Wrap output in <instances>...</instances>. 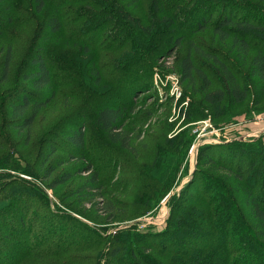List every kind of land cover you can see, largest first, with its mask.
<instances>
[{
    "label": "rangeland",
    "instance_id": "1",
    "mask_svg": "<svg viewBox=\"0 0 264 264\" xmlns=\"http://www.w3.org/2000/svg\"><path fill=\"white\" fill-rule=\"evenodd\" d=\"M114 1L120 4L116 6L122 8L126 16L130 14L139 19L142 26L148 27L152 24L149 20L153 17L150 9L154 6L152 3L158 0H138V3L133 5H130L132 0ZM247 1L264 8V2ZM109 8L112 9V6ZM54 9V4H49L38 14L34 9V0H7L0 5V227L4 220L9 223L4 231L9 235L13 234V240L2 241L0 237V247H6L3 243L10 245L7 253L11 254L13 248L20 247L14 238L26 237L35 232L37 235L43 234L47 240L46 236L51 228L48 225L45 227H48L47 231H39L32 225L27 226L25 230L13 229L19 226V213L22 214L27 208L29 216L36 214L34 218L37 222L48 219L46 221L54 227V235L48 238L50 241L61 238L67 244H73L75 239L86 242L85 239L88 240L90 235L81 230L82 225H86L103 236L108 245L116 237L121 236V239L126 240L125 250L123 253L119 252L118 260H124V256L132 255L135 251L141 257L134 258L136 264H143L142 260L145 262L146 259L157 260L160 264H173L168 254L173 250L187 252L209 248L208 245L216 241L214 232L205 230L207 224H202L199 218L196 221L205 230L199 239L195 240L184 231L179 238L180 241L184 240L181 244L176 243L177 240L173 241L171 236L168 238L172 232L181 231L176 226V219L178 216L182 217L181 209L186 207L183 201L186 195L182 196L183 191L189 189L194 205L205 210V205L201 204L203 202H198V199L204 198L205 192L208 191L207 196L214 198L216 203L218 200V191L216 193L215 189L209 188L213 181L226 185L232 194L237 193L239 198L236 199V212L246 220L247 230L252 229L253 236L261 231L262 227L255 223L244 203V189L248 188V182L240 181L235 174L223 167L225 165L215 162L208 164L212 158L208 162L203 158L201 163H198L199 153L208 147L222 144L221 149L228 150L240 147V144L249 147L252 144L264 143V132L257 131L264 127V84L258 78L250 76V61L256 51H251L245 64L241 61V55L236 59L240 73L238 77L242 74L240 80H246L241 83L242 87H247L246 98L236 102L231 95H226L218 105L205 102L200 78L193 84L188 81L181 82L179 65L191 40H195L204 50H218L231 59L235 58V51L229 53L230 41L223 44L212 30L208 29L184 39L178 49L171 51L172 45H168L167 48L171 52L166 51L158 60H155V57L149 58L143 64L148 71L131 81L142 82V77H149L150 86L145 84V91L139 93L132 106L135 108L134 112L126 110L127 120L124 122V128L134 130V139L130 142L132 149L126 150L109 142L103 131L93 125V113L98 107L107 104L110 96V100L114 101L112 96L120 91L115 101L124 103L135 100L131 99V92H134L135 88L137 91L138 87L131 85L130 79L124 80L120 71L113 72L105 68L121 58L126 49L123 50L124 53H116L110 52L104 46L105 50L95 61L90 55H83L82 45L65 44V38L56 42L45 26V20ZM242 13L246 14L247 11L242 10ZM120 16L124 15L114 14V20ZM196 19L197 17H194L191 22ZM188 29L187 25L182 31ZM69 32L70 28L65 27L63 37ZM46 37L50 38L47 42L51 45L48 53L55 72L58 74L60 67L59 76L71 79L72 84L56 85V98L40 111L29 136L27 131L15 128V119L11 117L8 104L29 88L28 83L23 81V76L30 69L31 55ZM93 41H96V36H89L88 43ZM10 47L13 53L11 70L9 78L3 81V63ZM153 54L158 56L156 52ZM196 62L210 63L201 57L196 59ZM101 67L104 69L101 70ZM100 72L104 79L100 85H94L95 76ZM210 76L214 84L209 91L220 88L221 79ZM109 77L113 82L111 87ZM62 81L59 79V82ZM50 91L51 89H45L41 92ZM83 123L86 124V149L80 153L65 139L70 132L77 129V125L83 126ZM232 142L234 145L230 146ZM193 149L195 155L192 153ZM217 150L219 149H210L208 155L212 154L217 159L216 156L223 153ZM224 156L229 157L227 153H224ZM230 157L232 158L231 155ZM243 161L248 164L250 160L245 157ZM231 162L226 160L224 164L232 165ZM90 166L94 170L88 171ZM94 173L98 174L102 191L88 188L89 178ZM65 175L72 177L59 184L58 181ZM246 176L251 180L250 175ZM253 182H259L258 186L261 181L254 177ZM57 183L55 189L50 187ZM256 188L250 189L257 195L259 190ZM99 193L101 195H98ZM53 215L57 216L56 219L52 218ZM229 219V225L233 228L236 219L232 215ZM109 230H114L111 235L108 234ZM140 235L160 240L147 238L144 240L145 245H160L164 250H168H145L146 248L137 241ZM239 239V236L230 235L221 249V254L227 255L228 264H234L233 260L240 257L239 253H234L238 250L236 243ZM256 240L264 242V238ZM242 242L249 244L246 239ZM108 245L106 250L81 253L85 259L76 257L71 260L70 255H52L39 260L30 256L21 264L27 261V264L122 263L118 260L114 262L113 249L111 247L109 250ZM247 249H241L243 256L238 259L237 264H263L262 259L256 261V253H249ZM212 252L211 250L207 257L205 251L207 263L209 258L213 260L211 264H222L220 257L215 258Z\"/></svg>",
    "mask_w": 264,
    "mask_h": 264
},
{
    "label": "trees",
    "instance_id": "2",
    "mask_svg": "<svg viewBox=\"0 0 264 264\" xmlns=\"http://www.w3.org/2000/svg\"><path fill=\"white\" fill-rule=\"evenodd\" d=\"M5 1L7 0H0V5L5 3ZM259 1L264 2V0ZM137 3L138 0H132L130 5ZM49 4H54L55 9L45 20V26L48 29V33L54 36L52 38L56 42L59 41L60 38H65V44L71 43L74 46L82 45L83 49L81 51H83V55H90L95 61L102 55L105 50L104 46L109 49L110 52L116 53L126 49L125 54H123L121 58H119V55L118 60H114L113 64H109V66L105 67L113 72L120 71L122 73L120 76L124 80L130 79L131 82L134 80V77L139 78L142 73H146L148 68L143 64L151 57H155V60H158L163 53L170 51L167 48L168 45H172L171 51H173V49L181 47L184 39H188L197 32H204L209 29L212 30L213 34L217 36L223 44L230 41L231 49L229 53L231 54V52L235 51L237 55L235 58L231 59L218 50H204L201 45L196 44L195 40H191L189 42L188 51L179 65L181 82L188 81L193 84L196 82L197 78H200L202 81L201 88L204 93V100L209 105L220 104L226 95H231L236 102H241L247 96V87L241 86V83L246 82V80H240L242 74L238 77L240 73L237 70L238 64L236 59L241 55L243 59L241 61L245 64V60L249 57L251 51L255 50L256 52L250 61V76L258 78L264 84V8H260L251 1L158 0L156 3H152L154 6L150 9V13L153 17L149 18L152 24H149L148 27L142 26L139 19L134 18V16L130 14L126 16V14L122 12V8L116 6L120 4L114 0H34V9L38 14H41ZM126 5L128 6L129 4L127 3ZM109 6H112V9L109 8ZM201 10L202 12H200ZM242 10L247 11V13L243 14ZM114 14L124 16H120L117 20H114ZM194 17H197V19L191 22ZM187 25L189 29L183 32V28ZM0 26H2L1 23ZM65 27H69L70 32L66 37H63L62 33ZM105 29L109 30L103 32ZM92 35L96 36V41L88 43V37ZM49 39V37L43 38L42 42L31 55L30 69L25 72L23 76V81L28 83L29 88L23 90L18 98L13 99V101L8 104L9 108H11V117L15 119L13 120L15 128L19 131H27L29 136L35 119L40 111L56 98V85L70 86L72 84L71 79L66 76H59L60 67H58V74L55 72L48 53V49L51 47V45L47 43ZM153 52H156L158 56H154ZM193 53H195V55ZM200 57L210 61V63L198 64L196 59H200ZM12 60L13 53L10 47L3 63V81L9 78ZM100 69L103 70L104 67ZM96 75L94 85H100L104 78L101 76V72ZM210 75L221 79L219 82L220 88L209 91V88L214 84L213 78H211ZM148 78L149 77H142V82L138 80L131 82V85L134 84V86L138 87L137 91L135 88V91L131 92V99L134 98L135 100L131 102L128 100L124 103L115 101L120 93L119 91L115 96H112L114 101L110 100V96L107 100V104L98 107L95 113H93V125L103 131L109 142L118 144L126 150L132 149L130 142L134 139L132 138L134 130H126V128H124V122L127 120L125 118V113L126 110L129 109L134 112L135 108H132V106L133 103L137 101L136 98L145 91V84H147L148 87L150 86ZM59 79L63 81L59 82ZM109 84L110 87L113 84L110 77ZM115 84L117 87L119 86L116 82ZM45 89H51V91L49 93L41 92ZM85 128V123H83V126L82 124L77 125V129L70 132L65 139L71 147L79 150L80 153L84 152L86 149ZM124 130L127 132H123ZM233 145L234 142L230 144V146ZM240 145V147H232L228 150L221 149L223 147L222 144L213 146V148L208 147L199 153L200 160L198 163H201L203 158H205L207 162L212 158L208 164H214L215 162L220 165H225L223 167H226L230 172L235 174L240 181L246 180L248 182V188L244 189V203H246L250 214L254 217L255 223L262 227V230L254 234V236L251 233L252 229L251 231L250 229L249 231L247 230L246 220L236 212L238 209L236 199L239 198L237 197V193L233 192L232 194L229 192L227 189L228 187L226 185L224 186L221 182L213 181L209 187L210 189H215L216 193L218 191L217 203L213 201L214 198H209L207 196L209 193L208 191L205 192L204 198L198 199V202H203L201 204L205 205V210L202 209L203 207L197 208L196 205H194L195 202L192 199L190 190L187 189L182 193V196L183 194L184 196L186 195L183 199L186 207L181 209L182 217L178 216L176 219V226H178L181 231H177V233L172 232L168 238L171 236L170 238L173 239V241L176 242L177 240L176 243L181 244L184 240L180 241L179 238L184 232L197 240L201 236L200 234L203 236L204 231L208 230L214 232L213 235L216 241L211 242L210 245H208L209 248H201L187 252L173 250L172 253H168L172 258L170 262H174L173 264H211L213 261L212 259L208 258L209 263H207L208 261L205 259L206 253L208 257L211 250L215 258L216 256L220 257L222 264H228L226 260L227 255L225 253L221 254V249L230 235L235 237L239 236L241 238L236 243L238 245V250L234 253H239L238 255L242 257L243 254L240 253L241 249L246 250V248H248V252L252 251L256 253V261L258 262L262 259V263L264 264V242L261 243L256 240L264 238V187H262V185H264V143L252 144L249 147H244L242 144ZM210 149H219L217 151H223V153L221 152L217 156L213 153L217 157V159H215L212 154V157L208 155ZM224 153L228 154V159L224 156ZM245 157H248L250 160L248 164L243 161ZM226 160L232 161L231 164L233 166L235 163L234 167L236 168L230 164H224ZM92 170H94L92 166L88 167V171ZM246 175H250L251 180L249 176ZM71 177L70 175H65L58 183H64ZM254 177H256V180L261 181L258 186L257 184L259 182H253ZM58 183L50 187L55 189ZM88 183V188L90 190L102 191V184L97 173L90 176ZM207 183L210 182L207 181ZM251 187H254V189L259 187L260 189L256 188L259 190V194H254L250 189ZM103 194L104 193H102V195ZM98 195H101V193ZM182 196H180V198H183ZM17 206L21 208L20 204ZM25 209L26 210L22 211V214L19 213V226L13 227V229H18L19 231L20 229L25 230L27 226L32 225L40 231L46 229L45 227L48 225L51 227L48 230V234L50 235L47 234V240L44 239L45 236L43 234L37 235L36 232L34 234H28L26 237L17 236L14 240L20 247L13 248L14 250L11 254L7 253V250L11 246L3 243L6 247H0V264H21L30 256V258H37L39 260H41L40 258L52 255H57L58 257L70 255L71 260H75L76 257L85 259L81 253L105 249L108 245L103 236L86 225H82L83 227L81 230H84L86 235H90L89 237L91 238L87 237L89 241L87 239H85L86 242L75 239L73 244H67L65 240L63 241L61 238L52 239L50 241L48 238L54 235L53 233L55 230H53L54 227L49 224V221H46L48 219H42L37 222L34 218L36 214L34 216H29V209ZM51 215L52 214H50V216ZM231 215L236 219L233 228L230 227L228 221ZM56 217L55 215L52 216L53 219H56ZM197 218H199L202 224L206 222L207 226L204 228L205 230H203L201 224L196 221ZM77 222L79 223V221ZM8 225L9 223L4 220L1 222L0 228H2V230L0 229V237L2 241L13 240L11 236L13 234L9 235L4 231V228ZM47 229L45 231H47ZM120 237L113 238V241L108 245L109 250L111 247L113 249L112 255L114 254V262L118 260L120 255L119 252L122 251L123 253L125 250L126 240ZM138 237L139 239L136 240L139 241L144 249L146 248L145 250L150 251L156 248L162 251L168 250H164L160 245H145L144 240L151 238V236L140 235ZM151 239L160 241L158 238ZM244 239L248 241V245L242 242ZM112 243L114 244L112 245ZM226 250L228 251L229 248ZM124 257V260H118L122 262L120 264H136L134 258H141L135 251H133L132 255L129 254ZM240 257L235 258L233 263L237 264ZM142 262L143 264H160L157 260L151 259H146L145 262L142 260ZM27 263L28 261L25 264Z\"/></svg>",
    "mask_w": 264,
    "mask_h": 264
},
{
    "label": "built area",
    "instance_id": "3",
    "mask_svg": "<svg viewBox=\"0 0 264 264\" xmlns=\"http://www.w3.org/2000/svg\"><path fill=\"white\" fill-rule=\"evenodd\" d=\"M194 149H195V148H194ZM194 149L192 150V153H194V152H195V150H194ZM194 155H195V153H194ZM113 231H114V230H109V231H108V234H109V235H111V234L113 233Z\"/></svg>",
    "mask_w": 264,
    "mask_h": 264
},
{
    "label": "crops",
    "instance_id": "4",
    "mask_svg": "<svg viewBox=\"0 0 264 264\" xmlns=\"http://www.w3.org/2000/svg\"><path fill=\"white\" fill-rule=\"evenodd\" d=\"M257 131H259L260 133H261V132H264V127L260 128V129L257 130Z\"/></svg>",
    "mask_w": 264,
    "mask_h": 264
}]
</instances>
